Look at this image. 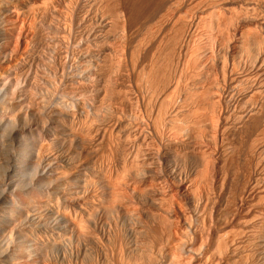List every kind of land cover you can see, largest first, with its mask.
Segmentation results:
<instances>
[{
    "label": "bare ground",
    "instance_id": "6f19581e",
    "mask_svg": "<svg viewBox=\"0 0 264 264\" xmlns=\"http://www.w3.org/2000/svg\"><path fill=\"white\" fill-rule=\"evenodd\" d=\"M0 264H264V0H0Z\"/></svg>",
    "mask_w": 264,
    "mask_h": 264
},
{
    "label": "rangeland",
    "instance_id": "374dc122",
    "mask_svg": "<svg viewBox=\"0 0 264 264\" xmlns=\"http://www.w3.org/2000/svg\"><path fill=\"white\" fill-rule=\"evenodd\" d=\"M134 1H136V0H134ZM116 79L119 80L118 77H117ZM70 107H71V106H70ZM71 108H72V107H71ZM104 145H105V144H104ZM104 145H103V146H104ZM88 146H89V145H86L85 147H88ZM99 146H100V145H98L97 148H98ZM101 147H102V145H101ZM103 148H104V147H102V149H103Z\"/></svg>",
    "mask_w": 264,
    "mask_h": 264
}]
</instances>
